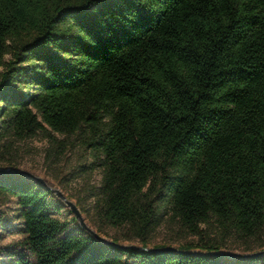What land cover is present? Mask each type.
Here are the masks:
<instances>
[{"label": "trees", "instance_id": "16d2710c", "mask_svg": "<svg viewBox=\"0 0 264 264\" xmlns=\"http://www.w3.org/2000/svg\"><path fill=\"white\" fill-rule=\"evenodd\" d=\"M39 134L47 160L77 142L101 169L76 202L99 235L165 247L151 237L170 221L198 239L101 241L7 172L0 240L18 239L0 264H263L204 253L264 246V0H0V152Z\"/></svg>", "mask_w": 264, "mask_h": 264}, {"label": "rangeland", "instance_id": "374dc122", "mask_svg": "<svg viewBox=\"0 0 264 264\" xmlns=\"http://www.w3.org/2000/svg\"><path fill=\"white\" fill-rule=\"evenodd\" d=\"M48 146L49 143L47 140L39 134L25 141L18 142L15 145V148L11 150L10 155L8 151L5 153L0 152V161H2V165L8 167L4 162V159L11 156L17 163V165L13 168L28 171L35 176L41 177L46 182L47 186L58 188L64 192L66 196H69L75 203L78 200H81L82 205L90 207L92 205V200L89 198V189L99 184L102 177L101 169L96 168L87 170L80 166L82 163H90L92 158L86 157L84 149L77 142H75V144L55 162L51 161V159H46V150ZM8 206L13 207V203H9ZM68 210L70 211L68 205L65 204L60 217L70 220L74 214ZM83 216L90 225L87 215L83 213ZM75 223L78 224V221ZM107 230L109 236H113L118 233L115 228H108ZM211 235L219 237L220 233L218 229H216V231ZM17 239V235H8L4 240H0V243H10L16 241ZM197 239V236L189 234L187 231L180 228L176 223L166 221L152 235L151 245L166 243L172 246H178L180 243L196 241ZM132 242L139 243L138 240ZM260 242L261 240H251L249 244L257 251L261 246ZM224 243L226 246L221 249L223 251H235L242 253L250 252L245 250V246L248 242L236 237H229ZM263 249L264 246L260 248V250Z\"/></svg>", "mask_w": 264, "mask_h": 264}, {"label": "water", "instance_id": "95a60500", "mask_svg": "<svg viewBox=\"0 0 264 264\" xmlns=\"http://www.w3.org/2000/svg\"><path fill=\"white\" fill-rule=\"evenodd\" d=\"M7 172H11V173H20V174H24L27 175L31 178H34L35 180H38L40 182H42L44 185L47 186L46 182L38 176H35L34 174L28 172V171H24V170H20V169H0V173H7ZM49 187V186H47ZM51 190H53L60 198L61 200L68 205L69 209L71 210V212L74 214L75 218L77 219V221L79 222L80 226L83 229H86L89 233L93 234L94 236H96L99 240L107 242V243H113V244H117L119 246H129V247H136L139 249H145L148 251H154V252H158V251H176L178 250L175 246H165V247H159V248H149V247H143V246H138L136 244H119V243H115L113 240H109L101 235H99L97 233V231L90 226L85 217L83 216V213L81 212L80 208L78 207V205L71 199H69L64 192H62L60 189L58 188H53V187H49ZM182 252H191V253H198V254H203L201 252H197V251H184L181 250ZM264 253V249L263 250H259L256 251L254 253H241V252H232V251H226V252H207L204 254H219V255H226V256H231V257H252L255 255H260Z\"/></svg>", "mask_w": 264, "mask_h": 264}]
</instances>
